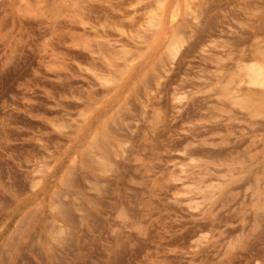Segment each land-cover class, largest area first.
Instances as JSON below:
<instances>
[{"label":"rangeland","instance_id":"rangeland-1","mask_svg":"<svg viewBox=\"0 0 264 264\" xmlns=\"http://www.w3.org/2000/svg\"><path fill=\"white\" fill-rule=\"evenodd\" d=\"M253 66L264 0H0V264H264Z\"/></svg>","mask_w":264,"mask_h":264},{"label":"bare ground","instance_id":"bare-ground-1","mask_svg":"<svg viewBox=\"0 0 264 264\" xmlns=\"http://www.w3.org/2000/svg\"><path fill=\"white\" fill-rule=\"evenodd\" d=\"M43 1H46V0H43ZM76 46L82 47L80 44H76ZM74 50L75 51H78L76 49H74ZM262 69L263 68L255 67V66H253V67L250 68V70H249L250 72L248 74H249V79L252 80L253 83H263V80H264V71Z\"/></svg>","mask_w":264,"mask_h":264}]
</instances>
